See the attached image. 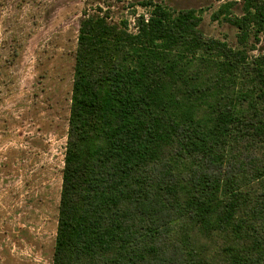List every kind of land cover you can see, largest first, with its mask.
<instances>
[{"label":"trees","instance_id":"obj_1","mask_svg":"<svg viewBox=\"0 0 264 264\" xmlns=\"http://www.w3.org/2000/svg\"><path fill=\"white\" fill-rule=\"evenodd\" d=\"M241 3L212 15L237 49L194 9L83 11L52 264H264V0Z\"/></svg>","mask_w":264,"mask_h":264},{"label":"rangeland","instance_id":"obj_2","mask_svg":"<svg viewBox=\"0 0 264 264\" xmlns=\"http://www.w3.org/2000/svg\"><path fill=\"white\" fill-rule=\"evenodd\" d=\"M146 0H0V264H52L79 21L99 11L112 22L147 15ZM194 9L204 36L241 48L237 29L212 15L242 0H152ZM264 52V28L249 60ZM211 245V250H214Z\"/></svg>","mask_w":264,"mask_h":264}]
</instances>
